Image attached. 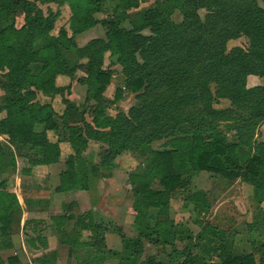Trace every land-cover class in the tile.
<instances>
[{
    "label": "trees",
    "instance_id": "obj_1",
    "mask_svg": "<svg viewBox=\"0 0 264 264\" xmlns=\"http://www.w3.org/2000/svg\"><path fill=\"white\" fill-rule=\"evenodd\" d=\"M62 1L72 12L71 35L64 28L57 36L49 34L57 14L44 15L33 1L1 2L2 8L4 5L19 7L25 14V25L20 30L12 28L15 34L22 35L16 43L4 39V30L0 32L1 47L5 50L4 64L11 79L4 100L8 115L0 120V135L8 136V142H14L18 149L30 146L18 157L29 161L32 166L59 162L60 147L58 143L50 142L46 134L47 130L58 129V115L51 103L42 104L35 98L37 91L51 97L56 93V74L74 78V73L81 70L83 75L77 81L86 86L84 103H87V111L92 110L93 113L92 123L86 124V132L102 141L105 147L101 149L99 164L87 169L79 155L86 139L80 129L70 126L69 140L75 156L69 155L65 159L56 191L86 189L90 178L112 167L115 154L121 150L118 148L120 143L122 146L128 143V147L134 145L136 149L142 145L138 143L155 134L157 136L154 137H164L165 141L161 149L153 152L151 169L129 174L135 197L133 208L140 219L146 215L140 208L141 204L166 207L167 196L180 184L181 169L213 172L230 180L239 178L252 185L253 198L260 204L264 200V141H257L254 135L264 120V85L246 86L248 75L264 76V9L256 4V0H214L218 4L216 13L207 16L205 22H200L195 15L202 0H164L138 14L141 24L136 29L121 27L119 23L123 17L97 19L96 14L102 11L106 0ZM130 1L136 0H120L125 8L131 4ZM175 9L182 15L180 24L171 20ZM114 12H117V7ZM99 23L107 28L105 39H93L84 48L76 46L74 36ZM146 27L150 35L141 33V29ZM241 36L248 39V46L228 49V42ZM62 49L76 50L88 60L84 64L70 66L62 55ZM106 50L110 52L109 57H115V63L121 66L126 89L137 94L139 100V105L130 109L128 118L119 114L118 119H123L120 124L106 115L101 104L114 76L112 69L103 67ZM136 53L141 62L134 55ZM30 63L40 65L37 74L31 72ZM211 82L217 85L216 95L228 99L234 106L232 108L237 109L213 108ZM121 95L119 87L115 98L119 99ZM90 101L94 104H89ZM63 102L66 107L60 119L79 116L84 121L85 109L80 110L66 97ZM131 118L133 120H129ZM128 120L130 124L136 122L139 125L137 130L130 126L122 132L124 128L120 126L123 121L128 124ZM227 120L230 123H225L226 128L234 137L228 143L218 133V123ZM38 125L42 129L37 131ZM140 129L146 132L142 136L137 133ZM28 169H23L22 173ZM16 171L15 156L11 155L9 159V153L0 154V175L4 174L0 177V238L10 235L12 215L20 208L14 192L9 193L6 186V181ZM156 172L161 174V190L150 187ZM63 218L60 217L62 221ZM143 226L140 224L143 234H147L143 235L146 240L154 232L163 236L165 231L169 235L165 224L157 225L156 231L148 228L149 233ZM88 227L96 236L103 232L98 225L88 223ZM143 238H138L136 244L140 245ZM153 243L160 244L161 240L156 238ZM8 247L6 239L0 241V249ZM220 252L223 260L211 264H256L251 253ZM103 253L99 252L100 255ZM129 258V249L124 247L120 264H129ZM18 261L14 255L7 258V264ZM143 264L162 263L149 259Z\"/></svg>",
    "mask_w": 264,
    "mask_h": 264
},
{
    "label": "rangeland",
    "instance_id": "obj_2",
    "mask_svg": "<svg viewBox=\"0 0 264 264\" xmlns=\"http://www.w3.org/2000/svg\"><path fill=\"white\" fill-rule=\"evenodd\" d=\"M2 1L4 0H0V32L4 30V39L8 38L16 43L22 35L15 34L12 28L20 30L25 25V14L19 7L11 8L4 5L2 8ZM30 1H33L46 16L51 12L57 14L49 34L57 36L59 30L64 28L71 35L72 12L66 2ZM163 1H130L131 4L125 8L120 0H106L96 18L109 20L123 17L119 23L121 27L136 29L141 24L138 14ZM256 4L264 9V0H256ZM217 5L214 0H202V5L197 8L195 15L199 17L200 22H205L207 16L216 13ZM175 10L171 20L174 24H180L183 21L182 15L178 9ZM106 31L104 25L95 24L86 33L83 31L76 34L74 43L84 48L93 39H105ZM141 33L150 35L151 32L146 27L141 29ZM1 46L0 43V120L7 118L8 115L4 108V100L7 89L11 86L9 69L4 64L5 50ZM234 46L246 48L248 39L241 36L230 40L228 49ZM62 55L70 66L76 63L84 64L88 60L85 55L72 49H62ZM109 55L110 52L106 50L103 55V67L112 69L114 76L104 92L101 104L106 115L120 124L123 119H118L119 114H124L128 118L130 109L137 107L139 100L137 94L126 89L121 66L115 63V57ZM134 55L140 62L142 61L137 53ZM29 68L33 74H37L40 65L30 63ZM81 75H83L81 70L74 73V78L58 73L54 77L58 90L52 97L39 91L36 94V101L42 104L51 103L58 115L56 118L58 129L46 131L48 140L58 143L60 147V160L57 165L49 168L44 164L32 166L29 161L18 157L20 153L27 152L30 146L22 144L24 146L18 149L14 142H8V136L0 135V154L9 153V159L11 155L17 159V171L6 181L8 192L13 193V187L16 185L24 206L23 211L20 207L12 215L13 227L11 226L10 235L0 238L1 242L5 239L9 242V251L0 252L2 264H7V258L13 255L19 258L16 264H120L124 247L125 250L129 249L131 255L129 264H143L149 259L162 264H211L223 260L224 257L219 256L220 251L230 254L228 251L230 244L236 253H241V249H246L245 251H250L251 254L255 253L256 264H264V259L259 263L258 253L259 248L262 247L261 250H264V244L259 242L260 239L264 241V200L257 204L253 198L252 185L239 178L230 180L213 172H190L188 169L180 168V184L170 196H167L166 207L155 208L141 204L140 208L146 215L142 219L137 216V211L133 208L135 197L129 174H140L151 169L153 152L161 149L164 137H154L157 135L152 134L147 137L148 140L138 143L142 145H138L136 149L134 145L128 147V143L123 146L120 143L118 148L121 150L115 154L112 167L99 171L95 178H90L86 189L56 191L65 159L69 155L75 156L69 140L70 126L80 129L81 135L86 139L79 150V155L86 163L87 169L91 170L92 165L99 164L101 149L105 147L102 141L89 136L86 132V124L92 123L93 113L92 110L87 111V103H84L86 86L77 81ZM259 85H264V76L254 74L247 76V87ZM119 87L122 89V95L116 99L115 92ZM209 87L213 93V108L224 110L234 107L228 99L216 95L217 85L214 82L209 83ZM64 97L70 99L80 110L85 109L84 121L80 120L79 116H67V120L59 118L66 107ZM89 104H94V101H90ZM129 120L128 124L124 121V124H121L120 128H124L122 132L126 131V127L129 129L131 126L136 130L139 127L136 122L134 125L130 124ZM225 123H230V120L218 123V133L228 143L233 141L234 137L232 131L227 130ZM35 129L41 130L42 126L38 125ZM147 132L149 133V129ZM132 133L136 134L135 131ZM137 133L142 136L146 132L140 129ZM254 137L256 140H264V120ZM7 157L6 155L5 160ZM27 168L28 172L22 173V170ZM160 178L161 174L156 172L151 179L152 190L162 189ZM165 199L166 195L163 200ZM61 216H64L63 221L60 219ZM25 218L23 241L20 236V225ZM88 223L98 225L103 232L96 236L88 227ZM142 223L148 233V228L156 231L157 225L165 224L169 235L165 231L162 232L163 236L154 232L149 240H146L143 235L147 234L145 232L143 234L142 226L140 227ZM138 238H143L140 245L136 244ZM156 238L161 240L160 244L153 243ZM99 252L104 253L100 255Z\"/></svg>",
    "mask_w": 264,
    "mask_h": 264
},
{
    "label": "crops",
    "instance_id": "obj_3",
    "mask_svg": "<svg viewBox=\"0 0 264 264\" xmlns=\"http://www.w3.org/2000/svg\"><path fill=\"white\" fill-rule=\"evenodd\" d=\"M87 30H89V29H87ZM87 30H85V32L84 33H86L87 32ZM84 33H82V35L84 34ZM258 129V128H257ZM257 141H264V140H257ZM59 162H57V163H53V164H48V165H45V166H47L48 168L49 167H52V166H54V165H57ZM23 176V175H22ZM13 192H14V194H15V196H16V198H17V201H18V204H19V207H22V211L24 210V206H22V201H21V198H20V196H19V192L16 190V185L13 187ZM21 194H22V196H23V193L21 192ZM24 197H25V193H24ZM25 198L23 199V202L25 203ZM24 205V204H23ZM25 220H26V218L24 219V221H22V223H21V225H20V227H21V230H20V236H21V239L23 238V241H24V225H25ZM12 227H13V225H12ZM16 235H17V233H16ZM13 237V236H12ZM259 240V239H258ZM22 241V242H23ZM259 242H262V244H264V241L262 240V239H260V241ZM234 248H233V245H231L230 244V247H229V252L231 253V254H248V253H250V251L249 252H247V251H245L246 249H241V253H236V252H234V250H233ZM23 250L25 251V249H24V247H23ZM9 251V248H1L0 249V252L1 253H7ZM264 250H261V251H259L258 250V253L260 254V258L262 257L263 259H264V252H263ZM253 255H254V258L256 257V255H255V253H253ZM259 258V259H260ZM255 261H256V258H255Z\"/></svg>",
    "mask_w": 264,
    "mask_h": 264
}]
</instances>
